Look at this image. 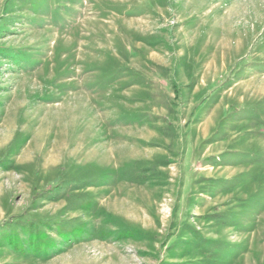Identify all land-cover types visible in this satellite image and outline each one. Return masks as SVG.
I'll return each instance as SVG.
<instances>
[{
    "label": "rangeland",
    "instance_id": "rangeland-1",
    "mask_svg": "<svg viewBox=\"0 0 264 264\" xmlns=\"http://www.w3.org/2000/svg\"><path fill=\"white\" fill-rule=\"evenodd\" d=\"M0 264H264V0H0Z\"/></svg>",
    "mask_w": 264,
    "mask_h": 264
},
{
    "label": "trees",
    "instance_id": "trees-1",
    "mask_svg": "<svg viewBox=\"0 0 264 264\" xmlns=\"http://www.w3.org/2000/svg\"><path fill=\"white\" fill-rule=\"evenodd\" d=\"M78 235V234H81V232H78V233H75L74 234V236L75 235ZM36 239V237H33V240H35ZM43 248H45L44 246H35L34 247V250H33V253H35V254H38V253H40L42 250H43Z\"/></svg>",
    "mask_w": 264,
    "mask_h": 264
}]
</instances>
